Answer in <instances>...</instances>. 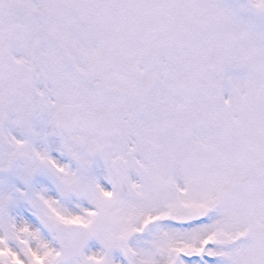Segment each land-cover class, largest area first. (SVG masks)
Instances as JSON below:
<instances>
[{"label": "snow or ice", "instance_id": "snow-or-ice-1", "mask_svg": "<svg viewBox=\"0 0 264 264\" xmlns=\"http://www.w3.org/2000/svg\"><path fill=\"white\" fill-rule=\"evenodd\" d=\"M0 264H264V0H0Z\"/></svg>", "mask_w": 264, "mask_h": 264}]
</instances>
